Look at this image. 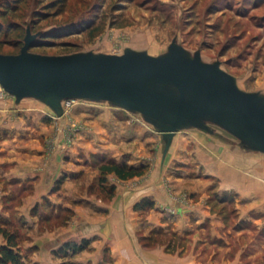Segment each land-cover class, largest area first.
<instances>
[{
    "label": "rangeland",
    "instance_id": "374dc122",
    "mask_svg": "<svg viewBox=\"0 0 264 264\" xmlns=\"http://www.w3.org/2000/svg\"><path fill=\"white\" fill-rule=\"evenodd\" d=\"M34 5V0H29L24 9L26 20H30ZM93 18L95 24L102 25L97 34L90 35L86 29L74 30L54 36L49 42H37L30 50L48 54L79 50L121 53L124 47L130 46L158 54L165 51L176 37L191 52L200 49L204 60H221L222 67L236 75L243 89L255 90L264 85V0H68L63 14L41 20L37 25L41 30H48L73 19L76 20L74 25L79 27ZM3 49L10 51L12 46L5 43ZM3 105L1 102L0 106ZM64 110L63 115L57 116L38 99L24 97L14 118L1 115L0 140L13 143L26 139L32 144L33 160L38 162L47 157L42 156L43 153H54L69 160L72 166L85 163L98 169L97 162L101 158L113 155L120 161L133 163L135 160V164L147 165L145 173L150 167L158 168L157 134L145 128L139 114L107 102L94 103L83 99L64 103ZM189 132L181 134L189 135ZM107 134L110 138H105ZM105 143H112V149L104 152ZM193 147L192 143L176 147V156L172 158V181L174 174L186 171L194 181L197 178L200 182H208L207 199L214 202L213 210L224 220L220 231L228 236L226 244L240 242L246 245V250L255 255L256 263L264 264V209L245 206L249 201H257L259 206L264 202V154L241 153L239 158H233L227 152L220 155L225 162L230 161L241 169V187H245V191L240 192L233 187L218 189L220 177L199 165L204 156L198 148L192 150ZM27 151H30L29 147ZM223 165L226 171L231 167L228 163ZM175 166L180 169L173 170ZM243 175H249L250 180L246 181ZM9 182L5 181L4 187H9L13 195L23 188L9 185ZM109 184H112L109 175L105 187L97 181L96 198L106 200L114 196L115 190L111 196L105 192ZM19 194L14 204L22 200L24 194ZM188 196L184 195L185 198ZM3 201L8 203L9 199ZM51 203L53 201L45 196L35 208L44 205L49 208ZM61 207L59 204V210ZM64 213L65 217L69 216ZM41 214L45 215L44 212ZM241 214L253 217H242ZM255 216L261 217L255 219ZM155 231L166 233L173 230L167 225L155 228ZM219 241L225 242L223 239Z\"/></svg>",
    "mask_w": 264,
    "mask_h": 264
},
{
    "label": "crops",
    "instance_id": "0c3cea01",
    "mask_svg": "<svg viewBox=\"0 0 264 264\" xmlns=\"http://www.w3.org/2000/svg\"><path fill=\"white\" fill-rule=\"evenodd\" d=\"M255 90L264 93V85ZM2 95L6 98L0 96V105L4 102L0 106V118L1 115L14 118L23 98L16 102L13 95L7 92ZM142 120L146 129L157 134L158 168L150 167L148 173L128 179L109 174L116 187L114 196L106 200L96 198L98 169L90 164L72 166L69 160L54 153H43L47 157L38 162L33 160L32 144L26 139L13 143L0 140V216L19 229L21 251L39 264H257L246 245L226 244L228 236L220 231L224 220L213 210L214 202L207 199L208 182L197 178L194 181L186 171L174 174L172 181V158L176 156V147L192 143V150L198 148L204 156L199 165L220 177L217 188L233 187L241 192L245 191L241 187V169L230 161L225 162L220 155L227 152L239 158L241 153L263 152L243 148L235 137L220 128H216L217 134L189 128L174 134L162 163L161 135ZM186 131H190L189 135L181 134ZM107 135L105 138L110 136ZM105 146L104 152L112 149V143ZM132 162L135 164V160ZM225 163L231 166L227 171ZM243 177L250 180L249 175ZM5 181L23 188L13 195L9 187H4ZM19 193L24 194L22 200L14 204ZM45 196L53 201L49 208L47 205L35 208ZM144 197L152 200V206L136 208V203ZM4 199L9 202L4 203ZM59 204L63 206L61 210ZM245 206L263 210L264 202L259 206L257 201H249ZM64 212L69 216L65 217ZM167 225L173 231L156 233L155 228ZM222 239L225 242L219 241ZM4 241L0 234V245ZM84 241V247L79 248Z\"/></svg>",
    "mask_w": 264,
    "mask_h": 264
},
{
    "label": "water",
    "instance_id": "95a60500",
    "mask_svg": "<svg viewBox=\"0 0 264 264\" xmlns=\"http://www.w3.org/2000/svg\"><path fill=\"white\" fill-rule=\"evenodd\" d=\"M38 34L27 26L18 52H0V85L16 102L36 98L57 116L70 98L139 114L161 135L162 163L174 134L189 128L211 134L220 128L243 148L264 153V93L240 87L221 60H204L176 37L158 54L130 46L121 53H40L30 50Z\"/></svg>",
    "mask_w": 264,
    "mask_h": 264
},
{
    "label": "trees",
    "instance_id": "16d2710c",
    "mask_svg": "<svg viewBox=\"0 0 264 264\" xmlns=\"http://www.w3.org/2000/svg\"><path fill=\"white\" fill-rule=\"evenodd\" d=\"M29 0H0V52H18L24 42L27 26L33 33L39 32L33 40L31 47L37 42H49L51 38L74 30H88L90 35L97 34L102 25L96 23L95 18L82 23L79 27L75 26L76 20H66L48 30H41L37 23L41 20L63 14L68 5V0H34V9L30 20L25 19L24 9ZM22 19V20H21ZM9 43L12 46L10 51L3 49V44ZM98 177L97 181L101 187H105L106 178L109 174H114L119 179H128L143 175L147 165L132 164L126 160H117L114 157H104L97 162ZM115 190V184H109L105 191L111 196ZM152 200L148 197L142 198L136 203V208H148L152 206ZM0 234L4 236V243L0 245V264H39L27 258L21 251V234L14 223L7 218L0 216ZM85 241L79 245L84 247Z\"/></svg>",
    "mask_w": 264,
    "mask_h": 264
},
{
    "label": "built area",
    "instance_id": "2783aa9c",
    "mask_svg": "<svg viewBox=\"0 0 264 264\" xmlns=\"http://www.w3.org/2000/svg\"><path fill=\"white\" fill-rule=\"evenodd\" d=\"M3 93H6V91L3 89V87L0 85V94H3ZM70 100H73L72 98L70 99H65L63 100V106H64V103H67L69 102Z\"/></svg>",
    "mask_w": 264,
    "mask_h": 264
},
{
    "label": "bare ground",
    "instance_id": "6f19581e",
    "mask_svg": "<svg viewBox=\"0 0 264 264\" xmlns=\"http://www.w3.org/2000/svg\"><path fill=\"white\" fill-rule=\"evenodd\" d=\"M65 111V110H64Z\"/></svg>",
    "mask_w": 264,
    "mask_h": 264
}]
</instances>
